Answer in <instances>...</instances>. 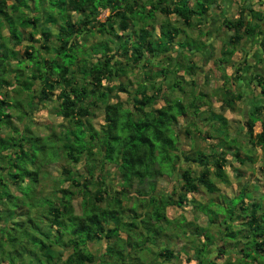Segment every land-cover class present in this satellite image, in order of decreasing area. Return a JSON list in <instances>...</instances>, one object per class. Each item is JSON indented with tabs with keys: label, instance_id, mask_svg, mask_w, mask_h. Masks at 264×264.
<instances>
[{
	"label": "trees",
	"instance_id": "16d2710c",
	"mask_svg": "<svg viewBox=\"0 0 264 264\" xmlns=\"http://www.w3.org/2000/svg\"><path fill=\"white\" fill-rule=\"evenodd\" d=\"M212 1L154 0L153 8L163 13L174 12L188 25L191 16L203 14ZM133 3L129 0H38L36 5L35 0H0V264H125L124 251L127 246L132 247V242L139 241L136 235H142L136 229L138 226L146 232L157 230L160 220L166 216V207L186 201L187 192L198 191L199 184L214 191L216 187L210 179L209 166L215 176H224L223 166L227 161L224 150L216 152L208 163L207 153L189 155L179 146L180 136L175 129L178 117L189 111L196 114L204 96L203 92L195 93L193 78L187 81L190 85L187 89L179 84L182 76L174 78L167 86L170 89L178 87L179 92L186 95L185 102L178 95L167 97L161 88L163 81H159L162 84L158 87L153 83L150 93L146 88L139 89V96L133 95L128 105L118 97L110 100L114 88L127 90L122 81L108 84L124 71L120 56L130 52L134 68L147 66L146 55H165L178 30L163 21L158 39L152 40V31L146 27L148 22L142 25L133 18ZM101 8L110 10L106 21L97 18ZM67 11L79 17L73 20ZM150 13L153 15V9ZM223 22L231 33L226 41L229 47L221 51L219 60L222 63L231 61L243 32H251L252 36L262 33L259 44L264 52V30L259 28L255 32L252 22L245 19V9L238 10L236 19L226 18ZM28 26L30 31L26 30ZM95 29L114 39L125 31L130 34L137 30L138 38L131 41L129 37L124 45L117 43L114 48L98 40L87 49L95 58L81 57L76 64L77 56L86 52L79 49V34L92 33ZM38 32L40 43L36 44L33 34ZM52 35L57 41L54 45L50 44ZM24 40L29 43L25 44V55L20 56L10 44H21ZM102 42L106 44L103 46ZM197 68L194 63L188 64L184 72L193 74ZM169 70L162 66L150 76L159 73L166 78ZM77 73H82L83 81L77 79ZM258 82L262 84L260 79ZM9 87L14 94H9ZM53 96L57 98L55 111L73 126L59 133L37 134L30 125L33 119L29 114L34 104H44ZM158 97L163 103L155 106ZM233 99L231 94L225 102L230 105ZM98 101L103 104V122L94 127L87 116ZM249 112L263 118L261 130L254 134L255 118L247 115L246 134L252 142L264 146V105H254ZM13 116L25 122L15 124ZM214 118L219 122L218 127L225 129V117L216 114ZM191 123L195 124V119ZM2 128H8L6 134H2ZM227 144L229 148L233 146ZM233 155L244 162L239 157L240 149H235ZM60 158L72 163L82 162L84 172H74L65 163L59 175L53 177L56 182L53 189L43 192L39 183L48 173L45 166ZM106 163L113 164L119 174L118 196L101 177ZM191 163L202 168L196 175L188 167L181 169L178 174L183 181L179 185L182 191L177 194L178 199L168 192L156 191L157 180L176 173L182 164ZM66 181L69 182L67 186L63 185ZM242 192L238 207L241 219L228 222L225 235L234 234L232 225L237 224L236 232L243 237L235 241L241 244L240 264H248L249 260L264 264V211L261 210L264 191L261 190L259 198H253L249 205H242L248 196L245 188ZM75 193L79 198L78 210L72 203ZM129 196L132 201L137 200V204L123 205V198ZM203 206L205 204L198 205L201 210ZM232 208L229 215L233 219ZM125 213L130 215L129 220L123 219ZM215 222L217 218L208 215V224ZM103 239H106L105 253L89 249L87 243ZM158 253L163 256L171 251L165 248ZM228 258L231 262L237 260V257ZM224 261L226 258L220 264ZM198 264L219 263L199 257Z\"/></svg>",
	"mask_w": 264,
	"mask_h": 264
},
{
	"label": "crops",
	"instance_id": "0c3cea01",
	"mask_svg": "<svg viewBox=\"0 0 264 264\" xmlns=\"http://www.w3.org/2000/svg\"><path fill=\"white\" fill-rule=\"evenodd\" d=\"M133 1L134 3V10H138L140 7L144 10L145 13H150V11L153 9V20L148 22L147 28L152 31V40L158 39V31L160 24L165 21V23H168L170 26H176L178 27V30L176 34H173V40L169 44L170 49L165 52V55L163 54H147V58L149 59V62L147 63V66H142L141 68H135L139 71V80L132 83L131 86H133V92L138 93L139 95V89L146 88L148 93L152 90L153 83L158 87V84H162L159 81H163L162 87L163 92L166 94L167 97H173L176 96L174 88L170 89L167 88L168 85L173 81L174 78L178 79L179 77H184L183 79H194L195 80V93L203 92L204 96L202 97L203 100L199 105V109L197 111V115L193 116L191 111L187 113L185 116H179L176 124L183 120L186 125L185 127L191 128L193 124L191 123L193 119H195V123H199L200 125H206L209 127H216L219 125V122L214 118L215 114H219V106H217L219 100L226 101V97L229 95H234L235 101L234 102H245L249 105V109L251 110L254 105L262 104L264 105V52L259 44V37L262 33L257 32L254 36H252L251 32H243V39L240 44L236 47L234 50V53L231 56V61L221 62L219 58L221 57V51L224 48H227L229 46L227 44V38L229 34L231 33V30H229L227 27L223 25V21L226 18L229 19H236V12L235 9H245V19L246 21L252 22L251 25L255 29V32L258 31L259 28H261V31L264 30V0H213L210 4H208V9L201 15L193 14L191 16V24H184L182 19L176 15L174 12L170 13H163L159 10V8H153L155 4H153L154 0H129ZM191 3L195 0H190ZM157 6V5H156ZM159 7V6H158ZM236 7V8H235ZM253 9V10H252ZM107 11L106 16L104 17L106 19L107 15L110 14V10L108 8H101V11ZM253 11L256 12V16L253 15ZM258 13V14H257ZM67 14L73 19L76 20L79 15L77 13H74L73 11H67ZM238 14V13H237ZM99 15L97 18L99 19ZM259 15V16H258ZM104 18L99 19L100 21H106ZM140 21V19L135 18ZM258 24V25H256ZM260 24V25H259ZM223 27H225V33H227V37L224 38L223 35ZM132 28L128 29L127 31H130ZM27 31L31 30V27L28 26L26 28ZM6 31V29L4 30ZM126 32V31H125ZM94 32H84L82 34H79L78 41L80 42V45H84L82 49H84L86 52H84L83 55L77 56L76 58V64H78L82 59L81 57H86L87 59L93 60L95 57V54L87 49L91 47L92 44H94L95 40L91 41V38L94 36ZM118 33H122L118 30ZM136 33H138L137 30H133L130 34V40L134 41L137 40ZM174 33V29L172 31ZM37 34V35H36ZM40 33H34L33 38L36 39V36H39ZM113 37V36H112ZM108 34L104 33V36L102 37V41H105L110 47L114 48L117 44V38L114 39ZM36 44L40 43V41L37 39L35 40ZM29 42V41H28ZM199 45V47L197 46ZM12 47L15 48V45L12 44ZM132 46V45H131ZM91 53V54H89ZM86 55V56H85ZM130 52L127 53V56L125 57V61L122 62L123 56H120L119 60L121 64L124 67V71L118 76V81H122L126 87L127 90L125 91H131L129 89V81L128 78L130 77V73L126 72V66L124 65H131L130 58ZM170 55V56H169ZM170 58H169V57ZM198 58V59H197ZM244 59V60H243ZM200 60V61H197ZM14 61V60H12ZM153 62V63H152ZM152 63V64H151ZM196 64L198 65V68L195 69V72L193 74H189L187 72H184L186 65L188 64ZM158 64V66H155ZM181 64V65H180ZM165 67L167 69H170L167 73L166 78H162L161 74H157L155 76H150V74L155 73V71L158 70L159 67ZM228 68H233L231 71ZM209 69V70H208ZM13 73V72H12ZM11 73V74H12ZM226 76V77H225ZM164 80H162V79ZM228 79L230 82V85L225 84V79ZM258 79L261 80L262 86L259 84ZM208 83V86L207 84ZM187 85V84H186ZM185 85V86H186ZM11 90H9L10 92ZM132 92V91H131ZM119 93V92H118ZM156 93V92H155ZM137 95V96H138ZM222 95H224V99L222 98ZM160 102V103H159ZM232 102L230 105L225 102L222 110L223 112H228L230 109L236 110L235 104ZM100 102H96L95 105H99ZM155 106H159L163 103L162 98L156 99ZM241 106V105H240ZM103 109V104L101 105ZM208 109L212 110L213 112L212 116L209 117V114H205V111ZM248 110V112L250 111ZM209 111V110H208ZM211 115V114H210ZM224 115V114H223ZM231 118V117H230ZM230 118L226 119L227 125L230 122ZM247 119V118H246ZM245 119V120H246ZM206 124H205V123ZM208 123V124H207ZM210 123V124H209ZM258 123V125H256ZM175 124V125H176ZM215 124V126H214ZM226 125V127H227ZM225 127V128H226ZM258 127L259 129H255ZM194 128V126H193ZM197 129V127H196ZM226 130L229 131L227 128ZM261 130V120L255 121L253 125V132L258 133ZM187 131V130H186ZM232 131V130H231ZM199 133V132H198ZM213 142V141H212ZM222 148L219 147V151H221ZM213 151V150H212ZM185 154H193L196 155V153L192 152H185ZM208 154V153H207ZM216 154V151H213L211 153ZM225 157L227 159V155L225 154ZM226 166V165H225ZM223 166V168H225ZM203 187H199L198 191ZM218 188V187H217ZM245 188V193H249L247 187H244L241 185V187L238 188L235 194L230 195L227 198H231L232 196L237 195L238 193H241L242 190ZM258 188V187H256ZM157 191V190H156ZM187 192V200L181 202V203H172L171 205H168L165 209L166 216L162 218L160 221L161 226L156 231V235L154 237H157V241L162 242L160 247H155L153 245V249H150V252L147 251V248L144 247V244H141L140 247L135 249H126L124 253H127L126 251H131L130 254L125 256L124 262L125 264H145L142 261V254L145 252V254H149L150 264H198V258H209L214 260L215 262L221 263L223 260H220V255H226V257H229L230 254L228 253H235L237 255L240 254V248L241 244L235 243V241L239 238H243L242 236L237 238L234 237L231 240L228 239V243H224L223 240L227 235V229L226 225L228 224V220L226 218L220 220H217L214 224H208V216L203 213V211L198 207V205L203 204L200 202H197L195 198V193L198 192ZM210 191V192H215ZM264 191V189L262 190ZM162 192V191H158ZM247 195V194H246ZM253 198L258 199L254 194L250 197L245 196V202L242 205H249ZM210 201L213 202H221L223 204L226 203L225 198L221 199H211ZM228 202V201H227ZM264 202V199L262 200V204ZM239 204L236 205V208H234V212L236 213V216L233 217L234 223L238 222L241 219V213L239 212ZM173 207H181L183 211L181 210L180 215L184 214V228H178L174 226L169 225V220H173L175 218H179V216L174 217L172 214L168 216V209ZM188 207L189 209H187ZM191 208V209H190ZM196 209V210H194ZM140 211V210H138ZM129 215V214H128ZM125 215L124 220H129L130 215ZM206 218V220H205ZM226 220V221H225ZM225 221V222H224ZM230 222V221H229ZM187 223L190 224V229L187 228ZM212 225V229L210 226ZM237 224L232 225V229ZM179 229V230H177ZM182 231L181 234L176 235L177 231ZM214 230V231H213ZM216 231V232H215ZM122 235L125 236V232H122ZM218 236L217 239H220L221 244L216 245L215 244V236ZM183 237L187 239L183 244L181 250L185 251L184 255L178 254V250L176 247H174L176 244H178V240H181ZM188 237V238H187ZM156 240H153L156 242ZM148 241V240H147ZM192 242V247L190 248L189 243ZM205 245V246H204ZM149 246V244H148ZM204 247V248H203ZM167 248L171 251L170 254L166 255H160L158 253L159 251H164V249ZM194 248V249H193ZM200 248H203L201 251ZM191 251V252H190ZM201 251V253H199ZM217 254V255H215ZM215 256V257H214ZM133 258V259H130ZM233 259V258H232ZM234 260V259H233Z\"/></svg>",
	"mask_w": 264,
	"mask_h": 264
},
{
	"label": "rangeland",
	"instance_id": "374dc122",
	"mask_svg": "<svg viewBox=\"0 0 264 264\" xmlns=\"http://www.w3.org/2000/svg\"><path fill=\"white\" fill-rule=\"evenodd\" d=\"M8 1L11 2L12 0H8ZM28 1L30 2L31 0H28ZM35 3L37 5L38 0H35ZM235 12H236L235 17H237L238 16V14H237L238 9H235ZM106 14H107V11L106 12L102 11L101 14L99 15V19L104 18L106 16ZM77 15H79V14H77ZM127 15H130V14H127ZM151 15H152V13L147 14L140 7L138 10H135L133 18L140 19L141 24L144 25L146 22H150L153 20ZM223 28H224L223 29V35H224V38H226L227 33H225V27H223ZM3 30H5V28H3ZM53 31H55V30L53 29ZM103 36H104V34L99 33V31L95 29V33H94V36L91 38V41L102 40ZM115 37L117 38L116 42L120 43V45L122 46L125 44V40H128L130 36L124 32V33L120 34V36H118V37L115 36ZM39 38H40V35L36 36V39H39ZM33 39H35V38H33ZM26 43H29V42L24 40L23 43L15 45V49H17L19 51L20 56L25 55V53L23 51L25 49ZM56 43H57V41L55 40V36L52 35L50 44L54 45ZM105 44H106L105 42L101 43V45H103V46ZM10 45H12V44H10ZM83 46L84 45H80L79 49H81ZM197 46L199 47V45H197ZM126 56H123V59L121 60L122 62L125 61ZM69 57H70V59L73 58L72 55H70ZM84 58H86V57H84ZM28 60H30V59H28ZM197 61H200V60H197ZM27 63L30 65L29 61ZM124 66L127 67L126 72L130 73L129 74L130 77L128 78V81L130 82L129 83V89L132 92L129 90L128 91H119V90H116V88H114L110 92V95L112 96L110 100H115L116 97H118V98L123 100L124 105H128L130 100H131V97L133 95H138V93L133 92L134 88L131 85L134 82V80H135V82L139 80L140 74H139V71L136 70L132 65L131 66L130 65H124ZM155 66H158V64H156ZM10 67H13V66L11 65ZM54 68H55V71H57V66H54ZM228 69L231 71L233 68H228ZM117 78L110 80L108 84L109 85L117 84L118 83ZM183 78L181 77L182 80L179 84L183 85V86H185L187 84L185 86L187 89L190 85L187 82L188 80L185 79V82H186L185 83ZM77 79L79 81H83L82 73H77ZM88 84H90L89 80H87V85ZM206 84L208 86V83H206ZM225 84L227 86L230 85V82L228 81L227 78L225 79ZM9 90H11L9 92V94L15 93L14 90L12 89V87H9ZM174 90L176 92L175 94H177L185 102L184 99L186 98V95L179 92L178 87L174 88ZM58 91H59V88L56 90V92H58ZM24 96L25 95H22V97H24ZM222 98L224 99V95H222ZM235 98L231 101V103L235 101ZM98 102H100L99 103L100 106H97V105L92 106V112H91V114H89L87 116L88 121H90L91 124L94 125V127H99L100 124L103 122V115L104 114H103V109L101 107L102 102L101 101H98ZM155 104L158 105V103H156V102L153 105H155ZM224 104H225L224 100H219L217 106H219V111H220L219 114H222V115L224 114L223 116L225 117V119H228L231 117L230 122L225 129L219 128L218 127L219 125L216 127H209L206 125H200L199 126V123L193 124L194 128H193V126H191V128H187V127H185L186 124L184 122L182 123V121H184V119L179 121L175 125V129L180 136L179 146L182 149V151L192 152V153L193 152L194 153H196V152L208 153L207 157H206L208 163H211L212 159L216 155V154L211 155V153L213 151L218 152L219 147L225 151V154L227 155V161H226V166L224 168V176L222 178H218L217 176H215L212 172V166H209L210 172H211L209 174V176H210V179L212 180V182L214 183V185L216 187V191L212 193L208 189H206L204 185L199 184V187H203V188H201L200 191L196 192L195 193L196 196H193V197H197V198H195V200L197 202L203 203V205L205 204V206H203L204 209L202 211L207 216L208 215L215 216L217 218V220H220V221L222 219L226 218L228 220V222L229 221L232 222L233 219L231 218V215H229L231 208L235 207L238 204V202L240 201V197L242 194H244V192L238 193L237 195L232 196L230 199L227 197L235 194L236 191L238 190V188L241 187V185L244 187H247V189L249 191H251V192L245 193V194H247L248 196H251L254 194L258 198H259V195L261 193V190L264 189V187H263L264 186V146L262 144L257 143L256 141L252 142L248 138V136L246 134V129H245V121H246L245 119L247 118V115H250L253 119L255 118V121H257V120L260 121L263 117H262V115H255L251 112H248V110H250L249 109L250 107L245 102H242L240 104H239V102H234V104H235L234 108L236 110L230 109V111H228V112H223L222 108H223ZM22 105H23L22 108H24V104H22ZM25 109H26V107H25ZM56 109H57V98L55 96H53L51 99L45 101L44 104H34L33 110L29 114V116L33 119L32 123H30V125L35 130V132L37 134H41V135L49 134V133H52L53 131L56 133H59L63 129L73 126L67 119H64L60 115H58V113L55 111ZM208 110L205 111V114L207 113V115L209 114V117H211L213 112L211 113L212 110H210V109H208ZM23 113H24V111H23ZM214 114L216 115L217 113H214ZM192 115L196 116L197 113L192 114ZM214 116H212V117H214ZM12 121L18 125L23 124L25 122L24 119L22 121H18V119L15 116L12 117ZM256 125H258V123ZM214 126H215V124H214ZM196 127H197V129H196ZM227 128L229 129V131L226 130ZM255 129L257 130L259 128L256 127ZM1 131H2V134H6V132L8 131V128H2ZM224 142L231 143L233 146L229 148V147H227L228 144L224 143ZM223 146H225V147H223ZM237 148L240 149L239 157L244 159V162H240L239 159L235 155H233V152ZM96 157H99V156H96ZM65 163L68 164L69 167L71 168V170L74 172H79V173L84 172L82 162L72 163L70 161H66L63 158H60L58 161L55 160L51 163H48L45 166V169L48 173L45 174L43 177H41L40 183H39V185L42 186L43 192H49L53 189V187L56 184L53 177L54 176L57 177L59 175V172L61 171V168L63 165H65ZM186 167L190 168L193 171V175H196L197 172H199V170L202 168L200 165L196 166L195 163L182 164L177 169L176 173L172 172L170 175H166L163 178H160L159 180H157L156 190L162 191V192H168L172 195V197L178 199L177 194L180 191H182L181 188L179 187V185H180L181 181H183L178 173L181 172V169L186 168ZM101 177L105 178L106 183L109 184V188H110L111 192H114V194H116L118 196L119 194H117L116 191L120 189L118 186L119 174H118L117 170L115 169L114 165L110 164V163L104 164V168L101 171ZM94 181H95V179H94ZM68 184H69V182L66 181V182H64L63 185L67 186ZM68 187H71L72 189L75 188L74 186H68ZM256 187H258V188H256ZM57 195H60V193H57ZM76 196H77L76 193L73 194L72 203H73V205H75L76 210H78L79 198ZM222 197L226 199L225 204H223L221 202L210 201L211 199H214V198L215 199H221ZM106 198L107 197H105L102 200L103 204L105 203ZM122 203H123V205L129 206L131 204H137V200L132 201V197L129 196V197L123 198ZM186 208L189 209L188 207H186ZM181 210H183L181 207L170 208V209H168V214H169L168 216H170V214H172V215L174 214L173 216L177 217L180 215ZM194 210H196V209H194ZM232 210H233L232 216L235 217L236 213L234 212V208H232ZM261 210L264 211V202L262 204ZM183 211L185 212L187 210L184 209ZM125 215H128V214L125 213ZM184 220H185L184 214H181L179 216V218L169 220V225L182 229V228H184L183 227V225L185 223ZM205 220H206V218H205ZM210 227H211V229L213 228L212 225ZM187 228L190 229L189 223H187ZM136 229H137V231H141L142 235H140V236L136 235L139 241L132 242V244H133L132 247L130 248L129 246H127V248L135 249V248H138L140 244L145 242L144 247H142V248H147V251L150 252V249L154 248L153 245L156 248L161 246L162 242L157 241L156 240L157 237H154L157 234L156 231L159 228H157V230H152L151 232H146L143 227H139V226ZM177 230H179V229H177ZM233 230H235L234 234H229L227 237H225V239L223 240L224 243H228V239L231 240L232 238H234V236H236L237 238L241 236V234L236 232L235 227L233 228ZM181 232H182L181 230L177 231L176 235L181 234ZM217 237L218 236L216 235L215 236V244L219 245V244H221V241H220V239H217ZM180 238H182V239L178 240V244H176L174 247H176L177 249L179 248L180 250H178L179 251L178 254H182V256H183L185 251L181 250L180 247H182V244L187 239L183 238L182 236ZM153 240H156V242ZM148 244H149V246H148ZM87 245H88L89 249L95 253H105L104 247L106 245V239H103L100 241H95V242H89V243H87ZM189 245H190L189 247L191 248L192 242H190ZM126 252L127 253H125V256L127 254L129 255L131 251L129 250ZM228 254H230V256H229L230 258L231 257H233V258L237 257L236 262H231L229 260V258L226 257V255L225 256L220 255V258H218V259L223 260L226 258V261H224L225 263L223 262L224 264H240V261H239L240 257H238L239 255H237L235 253H228ZM101 255H103V254H101ZM215 255H217V254H215ZM141 258L145 264L151 263L150 262L151 258H149L148 253L145 254V252H143ZM130 259H133V258H130ZM249 259H252V258L250 257ZM241 264H244V263H241ZM248 264H262V263H259L257 260L256 261L249 260Z\"/></svg>",
	"mask_w": 264,
	"mask_h": 264
}]
</instances>
